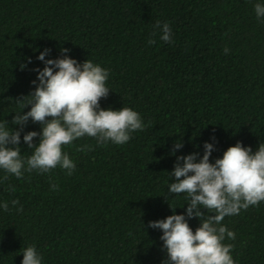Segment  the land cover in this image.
Listing matches in <instances>:
<instances>
[{"label": "trees", "instance_id": "obj_1", "mask_svg": "<svg viewBox=\"0 0 264 264\" xmlns=\"http://www.w3.org/2000/svg\"><path fill=\"white\" fill-rule=\"evenodd\" d=\"M255 2L0 0V120L18 127L17 100L33 90L32 69L43 67L36 56L47 47L53 58L67 48L78 62L108 68L101 107L132 108L146 125L123 145L84 136L63 146L76 165L71 175L57 167L0 182V200L23 205L0 210V264H21L29 244L43 264H162V233L147 225L187 207L185 194H167L176 157L202 155L212 135L210 162L237 141L253 151L264 143V20ZM157 20L169 22L172 42L159 39ZM30 130L39 132V122L29 120ZM199 222L188 221L193 231ZM222 223L236 234L224 241L236 264H264V202Z\"/></svg>", "mask_w": 264, "mask_h": 264}, {"label": "clouds", "instance_id": "obj_2", "mask_svg": "<svg viewBox=\"0 0 264 264\" xmlns=\"http://www.w3.org/2000/svg\"><path fill=\"white\" fill-rule=\"evenodd\" d=\"M253 9L257 20H264V0H256ZM153 27L159 29L161 41L172 42L169 22L157 20ZM155 42L148 40L149 45ZM69 53L70 49L61 48L60 55L53 58L50 48L39 50L36 59L43 67L32 69L36 73L31 81L34 88L17 100L21 110L15 112L11 123L18 127H9L6 120H0V171L4 173L0 182L9 175L20 179L26 172L48 173L57 167L71 175L76 165L63 146L84 136L95 138L100 145H123L134 132L145 128L141 114L132 108L101 107L100 100L110 90L106 84L108 68L89 59L78 62ZM31 61L28 57L21 69ZM26 107L29 110L23 111ZM29 120L39 122V132L24 131ZM22 132L23 143L32 150L27 156L22 155L19 146ZM36 137L39 142L34 144ZM215 139L212 135L203 142L202 155L192 152L177 156L173 170L168 172L170 178H175L167 185L168 197L185 194L187 207L180 214L173 210L163 219L148 222V228L162 233L159 239L167 254L162 264H236L233 245L224 243L226 238L234 240L236 234L222 221L264 202V143L253 151L237 141L210 162ZM182 147V141L175 142L173 152ZM55 187L50 185L51 189ZM9 203L16 211L23 208L19 200H0V210L8 211ZM193 217L200 221L195 231L188 223ZM21 253V264H43V256L34 244L24 247Z\"/></svg>", "mask_w": 264, "mask_h": 264}]
</instances>
